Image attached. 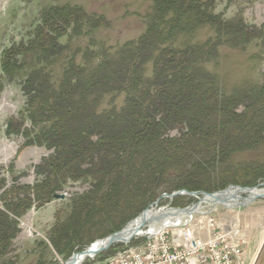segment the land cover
I'll return each instance as SVG.
<instances>
[{
	"label": "trees",
	"instance_id": "16d2710c",
	"mask_svg": "<svg viewBox=\"0 0 264 264\" xmlns=\"http://www.w3.org/2000/svg\"><path fill=\"white\" fill-rule=\"evenodd\" d=\"M221 1L152 0L146 29L137 39L114 49L91 39L71 53L68 40L91 35L108 22L80 7H50L27 41L1 52L0 97L6 85L16 84L25 99L5 134L20 136L21 148L41 147L50 154L36 167L38 182L0 196V260L18 232L14 217L33 203L40 207L53 200L70 183H89V189L72 200L71 214L53 227L51 244L64 257L82 245L76 239L83 223L121 229L161 195L171 171L178 172V180L168 193L212 192L196 182L195 172L184 173V163L195 154L206 158L191 168L208 173L234 152L264 147V81L223 95L204 68L224 43L245 47L264 39L262 30L242 18L216 13ZM201 26L213 29L214 38L171 44ZM106 100L109 107L102 108ZM175 129L178 135L169 136ZM224 173L214 176L225 182ZM255 176L264 180V171ZM4 185L1 181L0 188ZM115 218L121 220L116 227Z\"/></svg>",
	"mask_w": 264,
	"mask_h": 264
},
{
	"label": "rangeland",
	"instance_id": "374dc122",
	"mask_svg": "<svg viewBox=\"0 0 264 264\" xmlns=\"http://www.w3.org/2000/svg\"><path fill=\"white\" fill-rule=\"evenodd\" d=\"M64 5L80 7L91 15L104 17L108 22L106 27H99L91 35L68 40L67 44L71 53L78 47L85 48L87 44H90L91 39L98 46L111 49L137 39L146 29L152 0H0V56L1 52L11 44L25 42L31 37L44 10ZM215 12L227 19L242 18L247 26L262 30L264 34V0H223L218 3ZM214 36L213 29L209 26H201L195 28L189 35H177L171 44L176 47H182L185 44H203ZM61 42L65 43L66 40L63 39ZM225 44L227 43L219 47L217 59L204 64L206 71L216 77L222 94L230 95L240 88L260 85L264 81V39L257 37L245 47H231ZM79 58L80 56L77 60ZM150 67L151 65L147 67L148 73H150ZM24 101L23 94L16 84L6 85L0 97V182L5 184L0 188V196L11 187L32 186L38 182L40 178L36 175V167L50 154V151L41 147L21 148L23 140L20 136L4 134L7 121L19 118ZM122 104L123 96L116 100L117 108H120ZM107 107L109 106L106 100L102 108ZM178 133L179 130L175 129L168 135L176 136ZM205 158V154L201 152L195 154L191 163L188 160L184 163V173L195 172L196 182L201 187L208 186L212 191L194 192L212 194L223 191L231 185L254 187L264 182L261 178L255 179L256 174L264 171V147L234 152L216 171L222 173L225 171L223 175V178H226L225 182L222 181L221 176H214L216 172L203 173L195 167L191 168L194 162H202ZM177 174V171L168 173L161 187V195L138 215L150 209L158 199L160 200L157 206H152L154 211L161 208H184L196 202L194 197L182 194V191L186 190L167 192L166 188L173 187L178 180ZM221 183L229 184L221 188ZM88 184L82 181L70 183L55 194L64 195V199H56L53 196V200L40 207L33 203L23 216L14 217L18 222V232L9 253L0 260V264H64L73 254L112 234L110 232L115 230L112 228L113 225H99L93 221L83 223L85 227H82L76 239L82 245L74 248L69 256L64 257L51 244L50 236L54 225L64 221L71 214L72 200L89 189ZM175 192L179 195H176L171 203L173 198L169 199L167 196ZM237 195L246 197L245 194ZM190 198L193 200L192 203ZM0 209L3 210L2 202H0ZM199 211L202 213L194 215L192 225L202 237H207L209 218H213L225 229L234 226L239 230L238 235L243 243L240 264H264V197L257 198L246 206L231 209L221 205L216 207L203 205ZM137 216L129 220L121 229ZM113 221L115 227L118 222H121L116 218ZM147 228H150V225L145 227ZM131 242H133L132 245L136 243ZM125 247L120 243L114 244L93 259L84 260L83 264H97Z\"/></svg>",
	"mask_w": 264,
	"mask_h": 264
},
{
	"label": "built area",
	"instance_id": "2783aa9c",
	"mask_svg": "<svg viewBox=\"0 0 264 264\" xmlns=\"http://www.w3.org/2000/svg\"><path fill=\"white\" fill-rule=\"evenodd\" d=\"M195 214L155 232L144 229L131 240L134 245L131 241L123 244L125 248L97 264H240L243 243L239 230L234 226L225 229L209 218L207 237H202L192 225Z\"/></svg>",
	"mask_w": 264,
	"mask_h": 264
},
{
	"label": "water",
	"instance_id": "95a60500",
	"mask_svg": "<svg viewBox=\"0 0 264 264\" xmlns=\"http://www.w3.org/2000/svg\"><path fill=\"white\" fill-rule=\"evenodd\" d=\"M262 186H264V182H262L261 184L254 186V187H238V186H228L226 189H224L223 191H219L216 193H212V194H207V193H197V192H187V191H182V194H186L189 197H194L196 199V202L191 204L190 206L184 207V208H161V209H157L154 211V209H152V206L155 205L157 206V203L160 199H158L151 207L150 209H146L145 211H143L140 215H138L134 220L130 221L123 229L114 232L106 237H104L103 239H100V241L102 242V245L100 246V248L96 251H94L92 254H88V248L83 249L82 251L73 254L69 259H67V261L64 262V264H81L83 262V260L85 259H90L93 258L95 256H97L99 253L106 251L107 249H109L112 245L114 244H128L131 240H133L135 237L141 236L144 233V229L145 227H147V225H151V224H157L160 222V218L163 217V215H165L167 212H170L171 210H176L178 212H183L184 213V217H190L195 213H198L200 208H202V205H206L207 203L205 202L206 198H211L212 201H216V200H224L227 198L228 196V192L232 191V190H237L238 192H241L240 194H250L251 191H256L259 190L258 188H261ZM261 190V189H260ZM176 195H179L178 192H175L173 194H171L170 196H167L169 199L174 198ZM200 195V197H199ZM166 196V195H164ZM264 195H256L254 198H252L248 203L244 204L242 203L244 200H246L248 197L246 196L245 198L239 197L240 202L237 205H235L232 208L235 207H240V206H246L247 204H249L251 201L257 199V198H263ZM54 198L56 199H64V195H54ZM221 204H214L211 206H220ZM224 206V205H221ZM225 207V206H224ZM227 208V207H226ZM231 209V208H229ZM147 211H153L154 214L156 213V218L154 217H146V212ZM135 222L137 223V225L134 227L132 234L128 237V238H124L123 236H121V234L127 229V227L129 226L130 223ZM146 239V238H145ZM86 253V255L82 258L81 261L78 260V256L82 255ZM79 261V262H78Z\"/></svg>",
	"mask_w": 264,
	"mask_h": 264
},
{
	"label": "bare ground",
	"instance_id": "6f19581e",
	"mask_svg": "<svg viewBox=\"0 0 264 264\" xmlns=\"http://www.w3.org/2000/svg\"><path fill=\"white\" fill-rule=\"evenodd\" d=\"M258 189L259 190L251 191L250 194H246V196L248 198L246 200H244L242 203H244V204L248 203L256 195H262V194L264 195V186H262L261 188H258ZM240 193L241 192H238L237 190H232V191L228 192V196L224 200L212 201V199L208 197V198H206L205 202L207 203L206 205H208V206H211V205H214V204H221V205H224L227 208H232L235 205H237L238 203H241L240 199H239V196L237 195V194H240ZM156 215L157 214L156 213L154 214L153 211H147L146 212V217H148V218L149 217L156 218ZM182 218H184V213L183 212H178L176 210H171L170 212H167L165 215H163L162 218H160V222L159 223L151 224L149 231L155 232L160 227L165 226L166 224H170V223L175 222V221H179ZM136 225H137V223H135V222L130 223L129 226L127 227V229L121 234V236H123L124 238H128L132 234V231H133V229H134V227ZM101 245H102V242L100 240H97V241L93 242L91 245L88 246L89 247V250L87 251L88 254L89 253L92 254L94 251L98 250ZM85 255H86V253H84L82 255H79L78 256V260L81 261L82 258Z\"/></svg>",
	"mask_w": 264,
	"mask_h": 264
},
{
	"label": "crops",
	"instance_id": "0c3cea01",
	"mask_svg": "<svg viewBox=\"0 0 264 264\" xmlns=\"http://www.w3.org/2000/svg\"><path fill=\"white\" fill-rule=\"evenodd\" d=\"M4 134H5V132H4Z\"/></svg>",
	"mask_w": 264,
	"mask_h": 264
}]
</instances>
